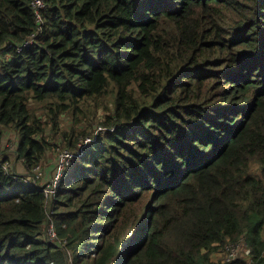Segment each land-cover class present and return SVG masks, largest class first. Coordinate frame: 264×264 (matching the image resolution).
Returning <instances> with one entry per match:
<instances>
[{
    "label": "trees",
    "instance_id": "1",
    "mask_svg": "<svg viewBox=\"0 0 264 264\" xmlns=\"http://www.w3.org/2000/svg\"><path fill=\"white\" fill-rule=\"evenodd\" d=\"M107 97L60 180V243L41 188L0 165V264H264V0H45L41 23L0 0V125L28 173L51 147L34 103ZM229 242L245 258L214 260Z\"/></svg>",
    "mask_w": 264,
    "mask_h": 264
},
{
    "label": "rangeland",
    "instance_id": "2",
    "mask_svg": "<svg viewBox=\"0 0 264 264\" xmlns=\"http://www.w3.org/2000/svg\"><path fill=\"white\" fill-rule=\"evenodd\" d=\"M33 105H34V108H36V106L39 107L35 113L37 114V116L39 117L40 121L43 123V126H44V132L38 135V137L40 136L46 137V140L49 141V143L51 144V147L46 152V157L42 162V164L46 163L47 166L51 169L50 175H49L50 178L53 176L56 162H57V157H58L57 147H60L59 149H66V150L68 149L73 152L76 151L78 149L77 147L78 143L84 144L83 141L85 138L87 137L92 138V136L96 135L99 131H102L104 129L103 127L104 125L102 124V121L104 122V120L107 118L105 117L104 119L105 115L111 114V107H112L108 97L101 98L100 101L91 103L85 108L84 112H87L85 116H82L83 115L82 114V115H79L78 117L69 111L58 113L54 111L53 108L49 107L45 103L43 104L34 103ZM96 105H98V107ZM105 105L108 107H105ZM49 108L52 109L53 112ZM53 119H56L57 123L59 124V126L56 127V129L54 127ZM71 128L75 129L74 136H73L76 141L75 146L72 149H69L65 145L57 146L56 143L59 142V139L62 133L63 132L69 133L71 131ZM0 129H1L0 131V159L1 158L10 159L11 154L14 156V159H15L16 154L15 152H13V150L18 145L19 138H20V132L17 131V129H14L13 127L0 126ZM62 139L64 140V138ZM21 162L23 163L22 160ZM42 164H39V166L41 167V170L43 167V173L42 171L40 172L41 175L45 173V168H44L45 165H42ZM39 181L40 180H37L36 182L39 183ZM241 247H242L241 249L244 248L245 253L248 252L246 244L242 245ZM213 257H214V260H217L216 253L213 254Z\"/></svg>",
    "mask_w": 264,
    "mask_h": 264
},
{
    "label": "built area",
    "instance_id": "3",
    "mask_svg": "<svg viewBox=\"0 0 264 264\" xmlns=\"http://www.w3.org/2000/svg\"><path fill=\"white\" fill-rule=\"evenodd\" d=\"M31 5L34 8V13H35V20L37 23L42 22V11L45 8V0H31ZM32 42V39L26 40L20 45H17V50H21L24 47H28ZM12 46V44H10ZM102 130V129H100ZM96 139V135L92 136V138L87 137L84 139L83 143L84 144H79L78 149L76 151H70L66 149H58V157H57V162L55 166V170L53 173V176L44 182L43 184H39L37 181V178L41 175V167L39 165H36L31 168L30 173L26 177V180L30 184L38 185L41 188V191L44 194L45 198V205L47 206L46 211L48 212L47 218L48 221L45 224V231L47 238L53 242H61L59 237H58V232L55 226V223L52 219V206L54 203V200L57 197V192L59 188V182L61 180V177L64 173V170L67 168L71 160L73 159L75 154H79L82 148L86 146L89 142L93 141ZM4 171L6 173L9 172V163L4 162L1 163ZM12 176L17 178L16 173H12ZM241 246L239 243H227L225 246L218 252L220 254V257L217 259H221L222 262H228L233 260L234 258L238 257V252L240 250ZM248 253V252H247Z\"/></svg>",
    "mask_w": 264,
    "mask_h": 264
},
{
    "label": "crops",
    "instance_id": "4",
    "mask_svg": "<svg viewBox=\"0 0 264 264\" xmlns=\"http://www.w3.org/2000/svg\"><path fill=\"white\" fill-rule=\"evenodd\" d=\"M0 126H2V125H0ZM0 131H1V129H0ZM8 163H9L10 167L13 166V169L16 170V173L21 174V175H27L28 176L29 173H28L27 168L23 165V163L20 160H15L14 159V156L12 154L10 155V159H8ZM42 165H45V167H44L45 168V173L42 174V175H40L37 178V180H40L39 181V184L44 183V181L46 182L50 178L49 175H50V170L51 169L47 166L46 163H44ZM41 171L43 173V167H42V170ZM242 251H243V249L240 250L239 256L242 257V258H245V256L247 254L245 252L241 253ZM216 256L218 258V257H220V254H218V252H217L216 253Z\"/></svg>",
    "mask_w": 264,
    "mask_h": 264
},
{
    "label": "bare ground",
    "instance_id": "5",
    "mask_svg": "<svg viewBox=\"0 0 264 264\" xmlns=\"http://www.w3.org/2000/svg\"><path fill=\"white\" fill-rule=\"evenodd\" d=\"M89 136V135H88ZM82 137H83V135H82Z\"/></svg>",
    "mask_w": 264,
    "mask_h": 264
}]
</instances>
